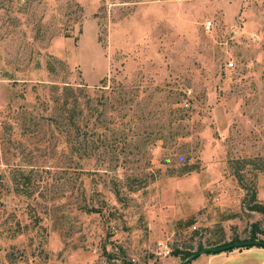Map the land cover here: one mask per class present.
<instances>
[{
  "label": "rangeland",
  "instance_id": "obj_1",
  "mask_svg": "<svg viewBox=\"0 0 264 264\" xmlns=\"http://www.w3.org/2000/svg\"><path fill=\"white\" fill-rule=\"evenodd\" d=\"M253 188L264 0H0V264H179Z\"/></svg>",
  "mask_w": 264,
  "mask_h": 264
},
{
  "label": "crops",
  "instance_id": "obj_2",
  "mask_svg": "<svg viewBox=\"0 0 264 264\" xmlns=\"http://www.w3.org/2000/svg\"><path fill=\"white\" fill-rule=\"evenodd\" d=\"M189 264H264V247L250 246L221 252H206L193 258Z\"/></svg>",
  "mask_w": 264,
  "mask_h": 264
},
{
  "label": "trees",
  "instance_id": "obj_3",
  "mask_svg": "<svg viewBox=\"0 0 264 264\" xmlns=\"http://www.w3.org/2000/svg\"><path fill=\"white\" fill-rule=\"evenodd\" d=\"M250 192H251V194H250V197H249V199L247 201L248 208L250 210H254V211H257V212H260V213L264 214V203L256 200V191H255L254 188ZM260 224H261L260 222H254V223H252L251 224V229L249 230L248 237L244 238L243 240L259 239V236H258L259 234L264 235V227L261 228ZM262 224L264 226V219L262 221ZM239 240H241V239L238 238V237H232V239L229 240V242H226L224 240L222 242L215 243V244H207L206 246L199 245L198 248L196 250H194V251H189V250L183 251V250H179V249H174L173 254L174 255H177V256L181 254L182 255L181 260H185L188 257L194 255L198 250L202 249L203 247H213V246H218L220 244H223L224 245V244L231 243V242H234V241H239ZM232 249H234V248H229L228 250H232ZM208 253H210V252H208ZM190 261H187L185 264H189Z\"/></svg>",
  "mask_w": 264,
  "mask_h": 264
},
{
  "label": "water",
  "instance_id": "obj_4",
  "mask_svg": "<svg viewBox=\"0 0 264 264\" xmlns=\"http://www.w3.org/2000/svg\"><path fill=\"white\" fill-rule=\"evenodd\" d=\"M250 246H263L264 247V240L263 239H254V240H239L234 241L231 243H227L224 245L213 246V247H203L202 249L198 250L194 255L188 257L187 259L183 260L179 264H185L187 261L192 260L194 257L206 253V252H221L228 250L229 248H240V247H250Z\"/></svg>",
  "mask_w": 264,
  "mask_h": 264
},
{
  "label": "built area",
  "instance_id": "obj_5",
  "mask_svg": "<svg viewBox=\"0 0 264 264\" xmlns=\"http://www.w3.org/2000/svg\"><path fill=\"white\" fill-rule=\"evenodd\" d=\"M209 24H210V22L206 23V25H205V26H206V27H208V26H209ZM228 64L231 66L233 63L230 61ZM168 252H169V251H168V250H166V252H165V253L167 254Z\"/></svg>",
  "mask_w": 264,
  "mask_h": 264
}]
</instances>
